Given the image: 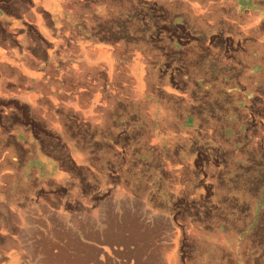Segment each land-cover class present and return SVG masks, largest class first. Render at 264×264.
Listing matches in <instances>:
<instances>
[{"label":"crops","instance_id":"1","mask_svg":"<svg viewBox=\"0 0 264 264\" xmlns=\"http://www.w3.org/2000/svg\"><path fill=\"white\" fill-rule=\"evenodd\" d=\"M119 1L0 0V264H189L125 179L132 138L104 122L132 76L100 27ZM212 248L215 264H252L246 246Z\"/></svg>","mask_w":264,"mask_h":264},{"label":"rangeland","instance_id":"2","mask_svg":"<svg viewBox=\"0 0 264 264\" xmlns=\"http://www.w3.org/2000/svg\"><path fill=\"white\" fill-rule=\"evenodd\" d=\"M115 7L100 27L132 76L104 122L117 145L119 128L132 138L127 183L170 217L189 264H215V242L264 264V0Z\"/></svg>","mask_w":264,"mask_h":264}]
</instances>
